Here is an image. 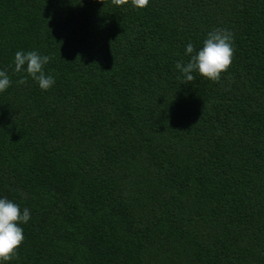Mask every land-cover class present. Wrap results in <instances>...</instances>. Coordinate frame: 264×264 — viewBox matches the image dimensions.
Listing matches in <instances>:
<instances>
[{"label": "trees", "instance_id": "trees-1", "mask_svg": "<svg viewBox=\"0 0 264 264\" xmlns=\"http://www.w3.org/2000/svg\"><path fill=\"white\" fill-rule=\"evenodd\" d=\"M217 29L231 66L184 84ZM0 70V198L30 211L0 264H264V0H0Z\"/></svg>", "mask_w": 264, "mask_h": 264}, {"label": "clouds", "instance_id": "clouds-1", "mask_svg": "<svg viewBox=\"0 0 264 264\" xmlns=\"http://www.w3.org/2000/svg\"><path fill=\"white\" fill-rule=\"evenodd\" d=\"M116 6H122L129 0H111ZM136 8L147 7L149 0H131ZM185 54L190 56L186 64L177 62L176 68L184 76V84L195 79L193 73L218 82L221 74L231 66L234 49L232 46V34L227 30H213L203 40L202 47L197 50L192 43H188ZM51 57L40 55L37 51H17L14 56V71L26 72L27 75L17 81L25 84L30 76L42 90H47L55 84L51 75H45L43 66L50 61ZM11 84L6 71L0 70V92L5 91ZM30 219L28 208L21 210L20 205L8 198H0V261H10L17 249L24 241L23 228Z\"/></svg>", "mask_w": 264, "mask_h": 264}]
</instances>
